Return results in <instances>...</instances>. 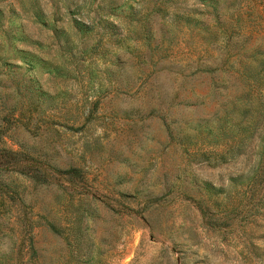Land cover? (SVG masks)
I'll use <instances>...</instances> for the list:
<instances>
[{
  "label": "rangeland",
  "instance_id": "obj_1",
  "mask_svg": "<svg viewBox=\"0 0 264 264\" xmlns=\"http://www.w3.org/2000/svg\"><path fill=\"white\" fill-rule=\"evenodd\" d=\"M0 264H264V0H0Z\"/></svg>",
  "mask_w": 264,
  "mask_h": 264
},
{
  "label": "trees",
  "instance_id": "obj_2",
  "mask_svg": "<svg viewBox=\"0 0 264 264\" xmlns=\"http://www.w3.org/2000/svg\"><path fill=\"white\" fill-rule=\"evenodd\" d=\"M218 28H220V27H219V23H218ZM221 31H222L223 33H225V31H224L223 29H222ZM216 39H217L216 32H211V33L209 34V38H208L209 42H215ZM49 181H51V180H49V179L47 178L46 182H49Z\"/></svg>",
  "mask_w": 264,
  "mask_h": 264
}]
</instances>
